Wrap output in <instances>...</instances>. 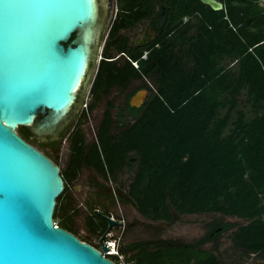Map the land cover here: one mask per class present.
<instances>
[{
	"label": "trees",
	"instance_id": "1",
	"mask_svg": "<svg viewBox=\"0 0 264 264\" xmlns=\"http://www.w3.org/2000/svg\"><path fill=\"white\" fill-rule=\"evenodd\" d=\"M118 1L122 16L111 23L92 92L97 101L114 87L122 89L137 79L143 83L133 86L125 105H120L128 115H114V99L106 101L94 139L86 141L82 130H75L71 154L60 168L64 188L56 197L54 221L81 240L94 242L92 235L100 236L107 222L89 209L84 219L88 234L79 232L73 224L79 208L71 185L83 167L114 180L128 171L127 186L117 187L146 219L171 224L183 214L219 213L220 217L207 221L206 234L192 241L119 240L118 250L126 260L133 264H250L225 261L217 253L220 235L233 228L229 249L264 261L261 0H220L224 8L218 10L200 0H164L165 25L144 49L136 50L120 29H131L142 18L152 19L157 1ZM110 48L123 55L109 60ZM145 50L147 57L134 66L132 61ZM144 87L150 91L146 100L140 107L131 106L130 95ZM18 131L27 138L33 134L26 126ZM117 202L122 203V198ZM221 216L247 222L235 227V221ZM218 227L220 231L211 237ZM210 238L215 244L204 247ZM111 257L118 261L116 255Z\"/></svg>",
	"mask_w": 264,
	"mask_h": 264
},
{
	"label": "water",
	"instance_id": "2",
	"mask_svg": "<svg viewBox=\"0 0 264 264\" xmlns=\"http://www.w3.org/2000/svg\"><path fill=\"white\" fill-rule=\"evenodd\" d=\"M101 1L0 0V264H118L104 255L103 235L99 249L54 225L64 188L60 167L18 132L19 126L52 129L74 104L99 35ZM149 93L137 90L129 104L139 107ZM105 218L108 228L122 224Z\"/></svg>",
	"mask_w": 264,
	"mask_h": 264
},
{
	"label": "flooded vegetation",
	"instance_id": "3",
	"mask_svg": "<svg viewBox=\"0 0 264 264\" xmlns=\"http://www.w3.org/2000/svg\"><path fill=\"white\" fill-rule=\"evenodd\" d=\"M105 1H106L105 2V4H106L105 8L106 9L104 10L103 15H102V13H99L98 19L100 21H102V19H104V20L107 19V24H106L105 30H103V32L101 33L100 41H99V43L96 47V50H95L96 51L95 57H94V59L91 58V60L89 62V68H88L89 71L86 74L87 75V81L84 80V83L82 85V90L77 93L76 100H75L74 104L72 105V107L70 108V110L68 111V113L52 129L42 130V129H39L38 127H36L35 130H32L34 132V135H35V140H30V138L23 136L18 131L19 134L24 139H26L28 142H30L31 144H33L37 148H39L42 152H44L48 157H50L57 164H58L57 159H56L57 156L54 155V153L52 152L51 149H54V150H58L60 148H61V150L63 149L64 150L63 153L66 155V159H67L70 156L71 151H72L70 141H71V137H73L75 130L77 128H79L80 130H82V132L84 133V136H85V132L83 131L84 130V125H83L84 124L83 123L84 118H86L89 114H91L93 117H95L97 115H100V117H102V115L105 111L104 106H105V103L108 99H114V101H115V107L112 108V113L114 115L120 114L122 112H123V115H128L126 110L121 112L120 105L121 106L125 105L127 96L131 92V90L133 89L132 88L133 83L132 84L130 83L129 85H127V87H124L122 89L114 87L108 95H101L100 99H104L105 103L103 104V106H101L100 109L96 108L99 100H97V101L95 100V94L92 92V84H93V81H94V78H95V75L97 72V67L99 65L100 60L105 55L104 50H105L106 42L109 38V30L111 27V23L118 15L120 17L122 16V14H118V11H119V7H118L119 1L118 0H105ZM100 5H104V4H100ZM163 5H164V7H163ZM103 8L100 7L99 11H102ZM162 10L165 11V3H163V1H158L157 2V12L155 13V15L152 19H150L148 17L142 18L131 29H124V28L120 29V33L125 34L129 38V45L131 46V48L133 50H136L139 48L144 49L151 41H153L159 35V33H160L159 29L165 25L166 17H164V20H162V24H158L155 21V18H156L157 13L162 11ZM164 14H165V12H164ZM109 51L112 54V56H110L108 59L111 61H115V60L119 59L120 55L122 54V53L116 52L114 48H112V49L110 48ZM145 51H146L145 57H142V55H141L140 58L136 59L138 61V64H139V59L141 60V59H144L147 57V50H145ZM91 66H92L93 71L91 69V72H90ZM144 81L146 82V84L148 86L147 78ZM142 83H143V79L142 80L140 79L138 85L142 84ZM144 88H146L148 90L147 87H144ZM144 88H140V89H144ZM136 91H134V93ZM132 95H130V97ZM119 96H122L121 101H119L120 100ZM93 102H95L96 104H94L90 107L89 105ZM134 107H136V106H134ZM47 113H48V111L45 114H37L36 124L41 123ZM42 135L45 137L44 140L40 138V137H42ZM82 169H87V173H86V175L88 176L87 180L89 181V183H92V187H93L92 190L85 191L86 198L89 199L88 204H89L90 209H92L94 213H96L97 215L102 217L104 220H106V218H105L106 216H109L112 214L114 216V219L119 221V222H122L123 223L122 227H125V225L128 224V222L125 221L124 215L122 216L121 213L119 214L118 202H117L118 197H120V198H122L123 204L126 205L128 203V201H127L128 197L126 196L125 192H123L122 196L116 195L115 189L118 188L117 185L105 183L104 179H106V178H104L102 173H100V172L98 173L94 169L88 168V167H83ZM81 171L77 173L76 179L79 176H81ZM235 218H236V220H234L236 222L235 227H237L238 225L242 224V223H240L239 219H243V218H240V217H235ZM212 219H209L208 221H210ZM243 220H245V219H243ZM150 221H152V220H150ZM160 221L164 222L162 220H160ZM164 224H166V223H164ZM120 226L121 225H113L110 228H108V223H107V225L103 228L101 235L98 237L97 242H91V244L97 245V248L100 249V244H101L100 237L103 235L102 241H104L105 239H116V237H114L115 235L113 233V230H116V228L120 227ZM208 229H209V227L205 226L202 234L195 237V239L201 237L203 234H206ZM232 229L233 228H231L228 231L231 232ZM218 231H220V227L216 228L215 231L210 232V236L212 237V235L216 234ZM158 238L168 239V238L162 237L161 235L160 236L157 235V236L151 238V240H153V241L157 240L158 241ZM169 238H172L175 240H181L180 237H169ZM206 244H209L210 247L213 246L215 244L214 238H210V240L203 243L204 246ZM230 244H231V242H230ZM111 255L112 254H108L107 256L113 260ZM234 257H236V255Z\"/></svg>",
	"mask_w": 264,
	"mask_h": 264
},
{
	"label": "rangeland",
	"instance_id": "4",
	"mask_svg": "<svg viewBox=\"0 0 264 264\" xmlns=\"http://www.w3.org/2000/svg\"><path fill=\"white\" fill-rule=\"evenodd\" d=\"M105 0L101 1L100 5L102 11H99V13L104 14V10L106 9L105 6ZM98 23L100 24V31L98 37H96V42L94 44L91 58L94 59L95 53H96V47L98 45V41H100L101 33L103 30H105L107 19L100 21L98 19ZM99 56V55H98ZM98 58V57H97ZM92 65V64H91ZM92 66L90 68L91 72ZM89 71V70H88ZM93 71V69H92ZM84 80L87 81V75H85ZM133 86L137 85L139 83V80H134L132 82ZM83 85V84H82ZM82 90V86L78 89L77 93ZM119 101H121L122 96H119ZM105 103L104 99H100L97 103L96 108L100 109L101 106ZM100 118V115H97L93 117L91 114H89L86 118H84L83 125H84V132L86 141H90L94 139L95 137V131H96V123L98 122ZM20 127V126H19ZM40 137V136H39ZM44 140V136L40 137ZM30 140H35L34 132L30 136ZM50 150V149H49ZM54 155H56V159L58 162V165L60 168H63L66 161V155L63 153V149L61 150H54L51 149ZM61 150V151H60ZM81 176H79L77 179L74 180L72 186V194L73 197L76 198V205L79 208V212L73 215V224L74 226L79 230L81 234H88V231L86 229L84 219L86 214L88 213V210L90 209L89 205L86 203L87 199L85 191L92 190V183H89L88 176L86 175L87 169H81ZM129 181V172L123 171L117 175V179H104L105 183L113 184V185H120L122 188H125L127 186V183ZM118 210L119 214L121 213L122 216L124 215L125 221L129 223V226L125 227H117L116 230H113L114 237H120L119 240L122 241H131V240H137V239H147V238H153L155 236H162L164 238L169 237H180L183 241H192L197 237L198 235L202 234L205 223L212 218L220 217L219 213H192V214H183L180 215L179 219L176 220L173 223L167 224L166 222L161 221H150L146 219L144 216H142L133 206L132 203L128 202L126 205L119 203L118 204ZM222 219L228 220V221H234L236 220L235 217L232 216H221ZM57 220V219H56ZM58 221V220H57ZM240 223L245 224L247 220L239 219ZM166 223V224H164ZM230 231L223 232L219 237L220 247L219 251L217 252L219 256H221L225 261H238V262H247L250 264H263L264 261L257 257L254 254L247 255H241L238 256L239 253H235L234 251L229 249L230 246ZM93 241L97 242L98 237L97 235H92ZM204 247L209 248L210 245L206 244ZM236 255V257H234Z\"/></svg>",
	"mask_w": 264,
	"mask_h": 264
},
{
	"label": "built area",
	"instance_id": "5",
	"mask_svg": "<svg viewBox=\"0 0 264 264\" xmlns=\"http://www.w3.org/2000/svg\"><path fill=\"white\" fill-rule=\"evenodd\" d=\"M184 20L188 19V16H185L183 18ZM146 56V51L143 52L142 57ZM134 66H138V61H132ZM112 218H114V216L111 214L110 215ZM123 224V223H122ZM121 224V226H122ZM54 225L57 226V222L54 221ZM118 241H119V237L116 239H105L104 242L107 243L109 245V249L107 251L104 252V255H108V254H112V255H116L117 256V263L118 264H133L131 261L126 260L125 259V255L123 253H121L118 250Z\"/></svg>",
	"mask_w": 264,
	"mask_h": 264
},
{
	"label": "crops",
	"instance_id": "6",
	"mask_svg": "<svg viewBox=\"0 0 264 264\" xmlns=\"http://www.w3.org/2000/svg\"><path fill=\"white\" fill-rule=\"evenodd\" d=\"M156 1L158 2V1H164V0H156ZM259 3L264 7V0L259 1ZM165 5H166V3H165ZM223 5H224V3H223ZM223 8H224V6H223ZM109 180H110V178H109Z\"/></svg>",
	"mask_w": 264,
	"mask_h": 264
},
{
	"label": "bare ground",
	"instance_id": "7",
	"mask_svg": "<svg viewBox=\"0 0 264 264\" xmlns=\"http://www.w3.org/2000/svg\"><path fill=\"white\" fill-rule=\"evenodd\" d=\"M89 39H90V34H89Z\"/></svg>",
	"mask_w": 264,
	"mask_h": 264
},
{
	"label": "clouds",
	"instance_id": "8",
	"mask_svg": "<svg viewBox=\"0 0 264 264\" xmlns=\"http://www.w3.org/2000/svg\"><path fill=\"white\" fill-rule=\"evenodd\" d=\"M110 216V215H109Z\"/></svg>",
	"mask_w": 264,
	"mask_h": 264
}]
</instances>
